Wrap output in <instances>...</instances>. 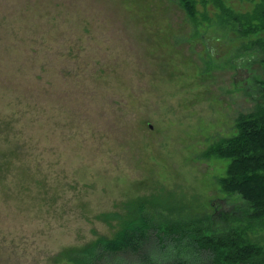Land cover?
I'll return each mask as SVG.
<instances>
[{"label":"rangeland","instance_id":"rangeland-1","mask_svg":"<svg viewBox=\"0 0 264 264\" xmlns=\"http://www.w3.org/2000/svg\"><path fill=\"white\" fill-rule=\"evenodd\" d=\"M197 1L198 25L180 0H0V264H73L114 235L103 214L145 195L155 225L215 213L222 230L229 161L203 154L263 101V53ZM248 235L264 247V226Z\"/></svg>","mask_w":264,"mask_h":264},{"label":"trees","instance_id":"trees-1","mask_svg":"<svg viewBox=\"0 0 264 264\" xmlns=\"http://www.w3.org/2000/svg\"><path fill=\"white\" fill-rule=\"evenodd\" d=\"M218 1L226 18L224 23L231 19L241 35L255 38L251 48L263 53L264 66V0L246 14H236ZM180 2L188 17L198 25V1ZM245 50L250 51V47ZM257 84L261 86L263 101L252 112L238 116L235 135L220 139L203 154L207 160L229 161L226 176L218 179L221 191L232 202L230 209L219 211L224 212L220 232L215 213L200 220H169L165 227L155 225L154 218L146 211L164 204L158 202L155 194L139 196L123 204L125 211L103 214L102 218L110 225L116 222L114 235L99 236L75 248L74 254L67 256L70 261L73 264H198L183 255L194 248L208 257V264H264V247L252 242L248 235L256 224L264 226V80ZM167 240L178 242L184 251L169 248ZM155 243L163 248V258L155 255Z\"/></svg>","mask_w":264,"mask_h":264},{"label":"bare ground","instance_id":"bare-ground-1","mask_svg":"<svg viewBox=\"0 0 264 264\" xmlns=\"http://www.w3.org/2000/svg\"><path fill=\"white\" fill-rule=\"evenodd\" d=\"M203 3H205V2H203ZM236 205V204H235ZM260 225V224H259Z\"/></svg>","mask_w":264,"mask_h":264}]
</instances>
